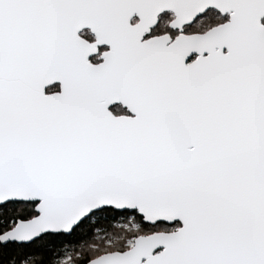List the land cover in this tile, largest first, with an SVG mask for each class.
I'll list each match as a JSON object with an SVG mask.
<instances>
[{"label":"snow or ice","instance_id":"obj_1","mask_svg":"<svg viewBox=\"0 0 264 264\" xmlns=\"http://www.w3.org/2000/svg\"><path fill=\"white\" fill-rule=\"evenodd\" d=\"M0 264H264V0H0Z\"/></svg>","mask_w":264,"mask_h":264}]
</instances>
